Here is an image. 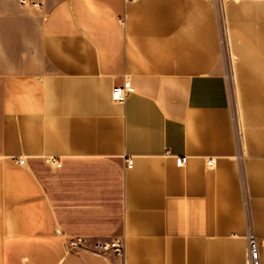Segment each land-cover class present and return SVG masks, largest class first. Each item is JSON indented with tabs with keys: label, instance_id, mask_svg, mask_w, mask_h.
Returning a JSON list of instances; mask_svg holds the SVG:
<instances>
[{
	"label": "crops",
	"instance_id": "obj_1",
	"mask_svg": "<svg viewBox=\"0 0 264 264\" xmlns=\"http://www.w3.org/2000/svg\"><path fill=\"white\" fill-rule=\"evenodd\" d=\"M26 1L0 0V264H245L249 232L264 264V0Z\"/></svg>",
	"mask_w": 264,
	"mask_h": 264
},
{
	"label": "built area",
	"instance_id": "obj_2",
	"mask_svg": "<svg viewBox=\"0 0 264 264\" xmlns=\"http://www.w3.org/2000/svg\"><path fill=\"white\" fill-rule=\"evenodd\" d=\"M223 6H225L228 0H217ZM22 4H26V0H21ZM222 43L228 49V56L230 60L232 59V54L229 49L227 31L224 30V39ZM134 92V87L128 77H124L121 85H117L114 87L112 91V100L116 103H124L127 98ZM186 159L184 157H179L177 159V166L183 167ZM19 164H24L23 159L18 160ZM51 162L55 163L56 166L60 165V162H57L54 159H51ZM128 164L132 165V160L128 161ZM215 164L214 159L208 160V165L213 167ZM65 250L68 253L71 252H80L86 251L97 254L104 258L109 257L110 255H114L120 258H124L125 255V238L123 236H113L108 239L102 240H89L87 238L77 237L65 240L64 242ZM122 264H126L123 262ZM245 264H263L261 260V254L259 249L258 238L254 235L253 232H249L247 236V256Z\"/></svg>",
	"mask_w": 264,
	"mask_h": 264
}]
</instances>
